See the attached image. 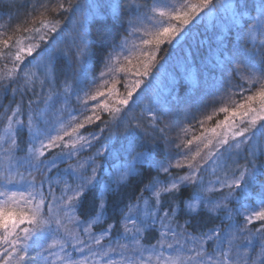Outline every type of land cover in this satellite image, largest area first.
<instances>
[{
  "label": "snow or ice",
  "instance_id": "1",
  "mask_svg": "<svg viewBox=\"0 0 264 264\" xmlns=\"http://www.w3.org/2000/svg\"><path fill=\"white\" fill-rule=\"evenodd\" d=\"M0 118V264H264V0H0Z\"/></svg>",
  "mask_w": 264,
  "mask_h": 264
},
{
  "label": "trees",
  "instance_id": "2",
  "mask_svg": "<svg viewBox=\"0 0 264 264\" xmlns=\"http://www.w3.org/2000/svg\"><path fill=\"white\" fill-rule=\"evenodd\" d=\"M117 87H120V85H117ZM6 103V102H5ZM1 119V118H0ZM94 231H96V232H99V226H94V229H93ZM105 242H107V241H105Z\"/></svg>",
  "mask_w": 264,
  "mask_h": 264
},
{
  "label": "rangeland",
  "instance_id": "3",
  "mask_svg": "<svg viewBox=\"0 0 264 264\" xmlns=\"http://www.w3.org/2000/svg\"><path fill=\"white\" fill-rule=\"evenodd\" d=\"M161 4H166V0H159ZM2 119V118H1ZM211 179H214V177H210Z\"/></svg>",
  "mask_w": 264,
  "mask_h": 264
}]
</instances>
